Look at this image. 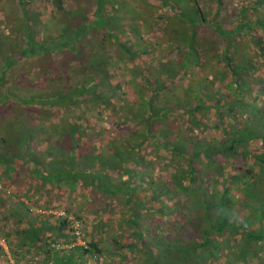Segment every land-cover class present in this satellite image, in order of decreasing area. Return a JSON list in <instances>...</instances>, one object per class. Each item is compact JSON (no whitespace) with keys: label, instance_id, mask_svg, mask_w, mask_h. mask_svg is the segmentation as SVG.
<instances>
[{"label":"trees","instance_id":"16d2710c","mask_svg":"<svg viewBox=\"0 0 264 264\" xmlns=\"http://www.w3.org/2000/svg\"><path fill=\"white\" fill-rule=\"evenodd\" d=\"M51 1L57 10L66 11L62 0ZM101 8L98 4L89 12L83 8L79 10L80 15L79 12L74 15L77 25L68 31L75 34L68 36L58 48H72L71 44L78 43L79 38L83 43L71 53L58 54L56 50V62L61 64L55 73L45 68L47 58L37 65L52 87L38 93L29 90L23 98L19 96L29 103H37L38 112H50V107L58 101L62 110H79L75 117L83 119L84 123L70 122L67 126L68 138L65 139L69 152L57 145L59 151H50V155L55 153V156L42 170L56 185L73 192H79L78 187L85 188V195H80L102 203L98 231L91 227L99 234L88 233L85 237V232L81 231L83 245L58 247L54 246L56 242L74 241L71 230L66 233L69 237L64 234L63 227L69 228L65 217H59L56 226L26 223L24 239L16 244L18 249L15 247L18 252L10 248L9 240L2 235L11 254L34 248L42 252L43 261L51 259L53 264H76L77 259L94 257L97 260L102 255L104 264H226L230 261L228 251L226 259L218 260L220 255H225L224 248L234 255H257L264 248V170H257L254 164L242 165L243 159L239 157L235 159L234 144L239 141L236 134H241L237 126L218 130L225 120L223 116L230 113L223 112L228 106L220 107L223 96L239 100L237 112H246L241 99L245 85L238 83L236 69L230 66L229 55L225 53L231 43L230 31H224L229 36L225 38L218 26L215 29L210 24L211 33L197 38L199 22L205 21L197 3L191 17L182 7L180 11L170 7L171 12L161 13L166 20L165 40L171 42L180 38L175 47H182L180 51L184 50L186 57L171 63L153 56L144 64H137L136 58L144 51L140 46H135L131 52L123 42L119 43V36L110 31L107 33L110 40L121 46L120 50L111 52L103 45L102 35L89 33L91 25H105L101 19L94 21ZM122 8L125 11V7ZM153 13L145 20L150 26ZM92 33H96V29ZM221 42L223 52L218 46ZM118 53L124 56V66L117 64ZM185 58H191L201 72L188 71ZM220 58L224 64L214 66ZM152 61H156L157 75L145 72V65ZM231 70L235 75L234 83L229 80L226 85L218 83L219 78L230 74ZM186 76L188 81L182 85L181 79ZM57 94L59 100H49L50 95ZM39 95L44 96L42 100L33 98ZM92 110L95 114L91 117ZM251 113L249 110V116ZM16 121L20 127L15 133L27 130L28 138H24L23 149L18 147L12 156L29 161L34 170L42 162L29 145L46 141L37 134H43L46 127L42 123ZM245 123L242 122V128ZM88 126L90 129L86 130ZM255 126L252 124L248 129L252 139L257 136ZM82 135L86 138L83 144L80 143ZM24 152L29 160L24 158ZM149 152L151 157L146 155ZM13 158L3 163L7 169L13 168ZM40 175L42 183L45 179ZM137 190L141 191L140 195H134ZM107 198L115 200L120 208L118 205L108 207ZM64 208L70 211L69 207ZM242 208H250L248 214L252 216L251 224L256 221L254 227L247 226L248 219L239 213ZM114 210L127 226L119 235L121 240L111 237L110 250L103 253L100 230L105 226L104 216ZM15 215L18 216L16 211ZM148 218L151 222L145 223ZM43 227L49 230L52 244L45 241L46 237L39 238ZM138 252L144 256L136 261L134 253Z\"/></svg>","mask_w":264,"mask_h":264},{"label":"rangeland","instance_id":"374dc122","mask_svg":"<svg viewBox=\"0 0 264 264\" xmlns=\"http://www.w3.org/2000/svg\"><path fill=\"white\" fill-rule=\"evenodd\" d=\"M153 1L156 3H153ZM96 2L97 5L101 4L102 8L101 11L100 9L98 10L99 14L96 13L94 21L101 19L105 22V25L98 27L93 24L91 25L92 27H90L89 33H99L98 35H102L104 38L103 45L111 52H113L114 49H121V46L119 44L114 45L107 35V33L110 34L111 32L112 34L118 35L120 38L118 39L119 43L123 42L125 46L129 47L128 49L131 52V49H136L135 46L137 48L140 46L144 51L140 52L139 57L136 58L138 61L137 64H144L145 60L148 61L149 58L153 56H156L159 60H168L171 63L186 57V55L183 54L184 50L180 51V49H183L182 47H180V49L179 47H175L177 46V42L180 41L178 40L180 38L176 40L173 39L171 42L165 40L166 34L164 32L166 28L164 25L166 20H163L161 13L165 14L166 10L171 12L170 7L178 9L179 11V7H182L188 17H191L197 3L201 9V15L205 18L204 23L199 22L200 26L196 29L197 38L200 35V37H205L211 33L209 28L210 24L214 26L215 29L220 25L225 31L228 30L230 24H232L231 22H235L237 10L235 0H97ZM50 3L51 0H25L23 7L21 6L18 8L20 13L23 10L22 22L21 18L18 20L15 15L14 31L12 32L14 36L9 37V31L0 32V201L1 199L3 200L2 203L0 202V233L3 232L0 237L4 235V237L9 240L10 248L13 249V251H17L15 249V247L18 249L16 244L24 239V228L26 227V223H34L39 226L41 222H44L41 220V215H44L46 218V223L56 219L58 220L59 217L55 215V212L59 211V209L64 210L65 206L69 207L70 210L69 212L65 210L67 215L80 220L81 230L83 233L85 232V237L88 236V233L92 236H97L99 234L95 231H98L96 228L98 227V215L101 211L102 203L98 200H93L95 198L86 200L83 196L85 195V188L78 187L77 189L79 192H73L56 185L42 170L43 165L47 161L52 160L54 158L53 156H55V153L54 155H50V151H59L57 145L61 146L66 153L69 152L66 148L67 141L65 139L68 138L66 135L68 132L67 126L70 122L79 123L80 125L84 123H82L83 119L77 118L78 116L75 117V115L79 113V110H77V108H72V110L70 109L69 111L62 110L61 105H58V101L54 103L53 107H50L51 110L48 109L50 112H38V109H36L38 107L37 103H29V100L21 99L29 90L38 93V91L43 88L45 92L50 86L52 87V85L48 83L49 80L44 79L45 76L37 65L47 58L49 61L45 66L47 70L50 69V71H54L55 73V69L58 70L60 68L61 63L59 61L56 62V50L58 49V54L66 52L71 53L74 52L77 45L83 43V39L79 38L78 43L71 44L72 48L69 47L61 50L58 48L67 40L68 36L72 37L75 34L74 32L68 31L70 28L77 25V22L74 21L76 19L74 15L76 16L80 9L84 8L89 12V10L93 8V6L90 7V5L86 6L85 3L77 7L63 5L66 11L62 12V10H57L55 5H50ZM122 7H125V11H123L124 9ZM150 9L154 11L152 15V26H150V23H145V20H149L148 16L152 13ZM81 13L82 12H79L78 14L80 15ZM100 13L102 15H100ZM259 13V10L253 7L251 15L256 16ZM167 16L170 17L171 14ZM27 18H29L28 24L26 23ZM199 19L198 17V20ZM129 22L132 23L131 27L128 26ZM190 22L192 23V21ZM94 29H96V33H92ZM225 33L226 32L223 31V37L225 38L231 35L227 36ZM132 39L135 42H133ZM221 44H223V42H221ZM229 46L227 50H229ZM116 58H118V65H125L123 62L124 56L122 54H116ZM155 62L156 61H152L145 65L144 69L146 73L157 75V66ZM184 62L186 63L185 67L188 71L198 70L199 73L201 72V69L194 64L191 58H185ZM210 62L213 64L214 59L211 58ZM216 63L217 62L214 63V66H218ZM245 65L254 69V63L252 61L249 64L245 63ZM64 67L71 68L70 65H65ZM236 70V76L241 80L250 74H248L247 68ZM158 76L160 77V75ZM225 76H222V79L219 78L218 83L226 85L228 77L226 78ZM187 81L188 76L183 77L181 79V84L185 85ZM256 83L257 85L251 84L249 86L245 84V92L241 96L242 104L246 110L245 113L237 112L238 106L240 105L239 100L234 101L229 95L223 96L224 99L219 101L220 107L228 106L229 108L227 110L223 109V112L225 114L230 113L223 116L225 120L222 121V125L219 126L218 130H231L233 126H237L241 134H236L239 141L234 144V152L237 153L235 159L239 157L243 159L240 162L242 165L254 164L257 166V170H264V89H262V87L264 88V81L262 79H256ZM19 96H21V98ZM50 96L48 98L52 101L60 99V95L58 94L52 97ZM42 97L39 95L33 98L39 100ZM16 107H18L19 110ZM249 110L252 111L250 114L252 121L249 116ZM91 114V117L95 114L93 110ZM15 120H22L32 123L33 125L42 123L44 127H46L45 132H43L44 135L37 133L38 136L45 137L44 140L46 141L38 142V144L30 143L29 145L30 148L35 150L34 154L38 157L40 162H42L38 163L37 165L39 167H34V170L32 168V163L29 161L26 163L12 156L18 147L21 148V150L23 149L24 141L28 138L26 133L27 130L19 134L15 133L16 128L20 127L17 126L19 122H14ZM243 121L246 123L242 128ZM252 124L257 126V131L254 132L257 136L253 137V139L249 133L250 130H248ZM57 125L58 131L55 133V126ZM88 129H90L89 126L86 130ZM241 130L244 132L242 133ZM52 135H55V138H51ZM215 135L218 134L215 133ZM4 138L5 140H3ZM24 138L26 139L24 140ZM84 139L86 138L82 135L81 144L85 141ZM146 155L147 157H151L152 153L150 154L149 152ZM12 158L13 168L10 166L9 169H7L3 163H9ZM24 158L29 160L25 152ZM56 158L60 159L58 156ZM40 173L42 174L40 175ZM38 174L40 178L43 177L45 179L44 182H40ZM43 174L45 176H43ZM255 177H257V175H255ZM81 191H83V193ZM140 193L141 191L137 190L134 195H140ZM117 205L118 203L115 200L109 199L108 207L114 208ZM255 205L256 201L253 206L255 207ZM117 208H120V206L118 205ZM42 210H44L46 214H41L40 212ZM248 210H250V208H242L239 213H242V217L248 219L247 226L254 227L256 221L253 220L251 224L252 216L248 214ZM15 211L18 216L15 215ZM104 218L105 226L100 230L102 232L100 246L102 247V252L106 253L111 247V237H117L121 240L122 237L120 238L119 235L121 231L126 229L127 224L122 221L121 215H119L116 210L105 215ZM149 222H151L150 218L145 220V223ZM91 227H94L96 230H92ZM69 230L68 227H63L65 235L68 234ZM49 233V230L43 227L39 233V238L42 240L46 237V239H44L46 242L49 241V244L52 242L48 238ZM56 245L58 247H68L71 243L59 242L57 244L56 242L54 246ZM5 246V248L0 247V264H19L22 262L40 264L43 262L41 254L34 248H30L29 256H24L20 250L21 253L19 252L11 255V250L7 247V242H5ZM227 251L230 261L229 263L226 262V264H264V255L261 254V252L251 257L248 253L245 255H234V253L227 248L223 249L225 255H220L218 260L222 261V259H226ZM6 254H10V260ZM134 256L137 261L144 255L138 252L134 253ZM104 258L103 255L97 260H95L94 257H84L82 259H77L76 264H104Z\"/></svg>","mask_w":264,"mask_h":264},{"label":"crops","instance_id":"0c3cea01","mask_svg":"<svg viewBox=\"0 0 264 264\" xmlns=\"http://www.w3.org/2000/svg\"><path fill=\"white\" fill-rule=\"evenodd\" d=\"M96 1L97 0H62L60 2L62 3V5H69L70 7L72 6L77 7L79 5L81 6L82 3H85L86 6L90 5V7L92 6L94 7L95 5H97ZM235 1H236L235 5L237 6L236 18H235V22L232 21L231 22L232 24H230L228 28L231 34L230 35L231 43L229 46V50H226L225 53L226 54L228 53L229 55L230 66L232 68L234 67L235 69L238 70L247 68L248 74L250 73L248 76H245L243 80L237 77L238 83L244 85L248 84L246 86H249L251 84L257 85L256 79H262L264 81V0H235ZM24 2L25 0H0V32L9 31L10 32L9 37L14 36L12 35V32L14 31L15 15L17 16L18 20H20L21 18V22H22L23 10L20 13L18 8H20L21 6L23 7ZM50 5H55V4L51 1ZM253 7L258 9L260 12L256 16L251 15ZM26 21H27L26 23L28 24L29 18H27ZM219 29L221 32L225 31L222 27H220V25H219ZM218 46L220 50L223 51L224 48L222 44L219 43ZM251 61L254 63V69H251V67H247L245 65V63L249 64ZM216 64H218V66L221 67L224 64L222 58H220ZM225 77L226 78L228 77L227 80H229V82L231 81V84L234 83L233 79H235V75L233 74L232 70L230 71V74L226 75ZM262 89L264 88L262 87ZM40 213L46 214L44 210H42ZM41 218L40 219L44 221L43 222L44 224L50 226L57 225L56 223L57 219L49 223H46L45 220L46 218L44 217V215L43 216L41 215ZM43 223L41 222L39 226H41ZM66 236L69 237L68 235ZM21 252L23 253L24 256L30 255L29 254L30 252L27 251L26 248H24V251ZM38 252L41 254L42 257V252L39 250ZM260 252L261 254L264 255V248ZM6 256L10 260L11 258L10 254H6ZM52 257H54V255ZM263 261H264V257H263Z\"/></svg>","mask_w":264,"mask_h":264},{"label":"built area","instance_id":"2783aa9c","mask_svg":"<svg viewBox=\"0 0 264 264\" xmlns=\"http://www.w3.org/2000/svg\"><path fill=\"white\" fill-rule=\"evenodd\" d=\"M39 211H40V209H39ZM55 213H56L55 214L56 216L62 217V218L65 217L69 221V224H68L69 229L71 230L72 235L74 236V241L72 243L83 245L85 241L82 238V234H81L82 230H81V226H80V220L78 218L73 217V216L67 215L65 210H63V209H59V211H56ZM0 247H2V248L6 247L3 237H0ZM40 264H53V261L51 259H49V260L43 261Z\"/></svg>","mask_w":264,"mask_h":264}]
</instances>
